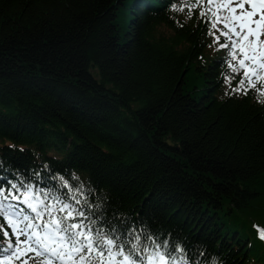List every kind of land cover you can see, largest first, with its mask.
Returning a JSON list of instances; mask_svg holds the SVG:
<instances>
[{"label":"trees","instance_id":"obj_1","mask_svg":"<svg viewBox=\"0 0 264 264\" xmlns=\"http://www.w3.org/2000/svg\"><path fill=\"white\" fill-rule=\"evenodd\" d=\"M172 3L0 0V185L63 177L191 264H264V103Z\"/></svg>","mask_w":264,"mask_h":264},{"label":"snow or ice","instance_id":"obj_2","mask_svg":"<svg viewBox=\"0 0 264 264\" xmlns=\"http://www.w3.org/2000/svg\"><path fill=\"white\" fill-rule=\"evenodd\" d=\"M195 8L208 24L207 35L227 51L222 63L231 91H253L264 103V0H173L169 6L170 11L187 9L188 19ZM50 179L55 184L44 187L38 175L37 182L0 185V264H191L179 245L99 223L90 210L101 205L89 202L83 186ZM257 238L264 242V229L257 227Z\"/></svg>","mask_w":264,"mask_h":264}]
</instances>
